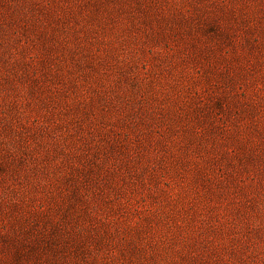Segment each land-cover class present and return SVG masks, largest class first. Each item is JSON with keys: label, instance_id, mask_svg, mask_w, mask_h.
<instances>
[{"label": "rangeland", "instance_id": "rangeland-1", "mask_svg": "<svg viewBox=\"0 0 264 264\" xmlns=\"http://www.w3.org/2000/svg\"><path fill=\"white\" fill-rule=\"evenodd\" d=\"M0 264H264V0H0Z\"/></svg>", "mask_w": 264, "mask_h": 264}]
</instances>
